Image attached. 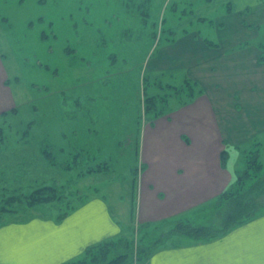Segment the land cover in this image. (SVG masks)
<instances>
[{"label":"rangeland","instance_id":"1","mask_svg":"<svg viewBox=\"0 0 264 264\" xmlns=\"http://www.w3.org/2000/svg\"><path fill=\"white\" fill-rule=\"evenodd\" d=\"M252 1L0 0V84L12 102L0 111V193L23 194L0 210L1 224L38 216L59 220L90 196H100L122 221L113 239L126 237L136 248L173 226V219L148 227L136 223V207L130 208L143 171L136 138L158 118L142 109L149 57L188 32L227 46L232 22L241 15L237 8L251 12ZM258 23L263 34L264 20ZM188 76L177 70L150 77L148 94H157L163 109L172 107L164 115L186 104L176 107L179 90L160 82L178 85ZM256 140L264 167V132ZM247 154L230 148L225 164L233 181ZM37 189V197L26 201ZM223 208L213 200L178 218L208 225Z\"/></svg>","mask_w":264,"mask_h":264},{"label":"crops","instance_id":"2","mask_svg":"<svg viewBox=\"0 0 264 264\" xmlns=\"http://www.w3.org/2000/svg\"><path fill=\"white\" fill-rule=\"evenodd\" d=\"M251 3V12L237 8L241 15L232 22V38L223 41L227 46H209L197 32H188L149 57L150 77L185 71L202 92L143 125L137 136L143 171L135 187L136 223L178 220L213 201L233 181L225 164L230 148L245 151L264 132V32L258 23L264 20V0ZM11 104L9 89L0 84V111ZM121 223L100 196H90L59 220L38 216L2 223L0 264L65 263L81 257L87 246L121 234ZM135 264H264V210L223 236L183 237L179 245Z\"/></svg>","mask_w":264,"mask_h":264},{"label":"trees","instance_id":"3","mask_svg":"<svg viewBox=\"0 0 264 264\" xmlns=\"http://www.w3.org/2000/svg\"><path fill=\"white\" fill-rule=\"evenodd\" d=\"M208 45L216 46L218 44L213 41L204 38ZM174 41V39H171ZM150 77L144 75L143 83V101L142 109L144 113H149L153 117H159L164 115L169 109H163V105L160 103L161 99L157 94H148L146 84L150 81ZM152 80V79H151ZM158 80V79H153ZM157 82V81H156ZM159 82V81H158ZM162 85L169 86L171 89L178 92L177 106H182L192 102L198 94L202 92V88L199 84L189 78H185L184 81L178 85L170 84L169 82H160ZM179 96V97H178ZM167 97L166 100H168ZM7 114V113H6ZM6 114H2V120L4 121ZM1 131V129H0ZM138 137L136 138V152L139 150ZM1 144V133H0ZM257 144L252 145L251 148L246 149L244 152L246 155V166L239 171L235 181L231 182L229 186L224 189L214 199L216 203L224 205L222 213L219 215L216 222L208 225L193 224L189 221L176 220L173 226L167 227L162 233L151 240L145 246H134L126 237L119 239H105L97 243H93L87 246L84 250L85 256L73 262H65L62 264H133L143 261L149 257L154 251L159 248H164L165 242L171 237L177 239L172 243L173 246L179 245V241L183 237H187L193 241H206L218 238L227 234L233 228L241 225L256 215H258L264 208V167L258 161V149ZM1 148V145H0ZM227 152L224 150L221 152V160H225ZM51 163V162H50ZM55 165V163L52 162ZM41 189L47 188L49 185H42ZM40 190V189H39ZM38 189L33 193L24 196L26 201H33L39 194ZM0 197L4 200H0V210H5L4 206L7 204L22 200L23 194L17 193H0ZM135 195V194H134ZM3 196V197H2ZM135 196L133 197V203L131 209L134 208ZM212 202V201H211ZM211 202L207 204H211ZM67 212L62 213L60 219L66 216ZM1 224V216H0ZM154 226H157L155 223ZM144 226H152V223H145Z\"/></svg>","mask_w":264,"mask_h":264}]
</instances>
